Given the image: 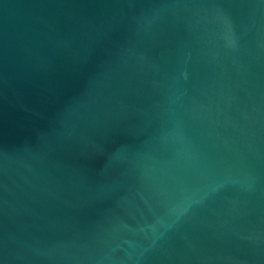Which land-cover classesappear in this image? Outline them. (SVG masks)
<instances>
[{"label":"water","instance_id":"obj_1","mask_svg":"<svg viewBox=\"0 0 264 264\" xmlns=\"http://www.w3.org/2000/svg\"><path fill=\"white\" fill-rule=\"evenodd\" d=\"M0 264H264V0H0Z\"/></svg>","mask_w":264,"mask_h":264}]
</instances>
